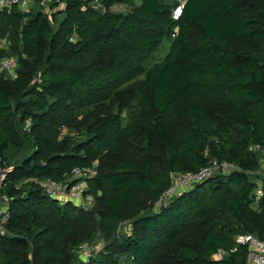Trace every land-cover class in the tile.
Wrapping results in <instances>:
<instances>
[{
	"label": "trees",
	"instance_id": "1",
	"mask_svg": "<svg viewBox=\"0 0 264 264\" xmlns=\"http://www.w3.org/2000/svg\"><path fill=\"white\" fill-rule=\"evenodd\" d=\"M62 1L56 26L37 5L0 11V58L18 62L14 78L0 74V157L13 182L96 161L92 204L11 182L0 264H117L121 254L128 264H247L246 247L232 248L240 233L264 241V180L247 173L257 164L248 145H264V0H185L176 20L175 0ZM165 40L162 61L144 69ZM62 125L80 136L59 139ZM212 157L238 169L156 203L171 170ZM98 240L80 258L78 246Z\"/></svg>",
	"mask_w": 264,
	"mask_h": 264
},
{
	"label": "built area",
	"instance_id": "2",
	"mask_svg": "<svg viewBox=\"0 0 264 264\" xmlns=\"http://www.w3.org/2000/svg\"><path fill=\"white\" fill-rule=\"evenodd\" d=\"M58 0H0V11L11 10L14 7L21 11H28L30 8L37 5L42 10L50 6ZM185 0L178 2L172 9L171 16L173 19H178L182 13ZM48 9V8H47ZM18 62L16 56H3L0 58V74L7 73L11 77L16 76V68ZM31 124L30 119H26L23 129L28 130ZM68 136L78 138L80 132L62 125L59 128L58 138L63 139ZM248 152L256 156L257 166L264 171V145L251 143L247 147ZM204 154H207L205 150ZM96 161L91 165L73 166L62 179H55L50 176L38 178L34 176L22 177L19 181L13 182L10 179L9 173L12 169L6 160L0 157V233L4 234L6 231V223L10 217L11 196L7 192V188L13 183L15 188L23 184L33 182L37 184L44 194L52 199L63 201H74L79 199V206L88 208L92 204V195L88 192L90 188V179L96 174ZM238 167L228 160H219L216 157L209 159L208 163L199 168L197 171L181 172L178 170H171L169 172L170 183L163 191L157 204L166 203L179 193L192 188L196 183L205 178L215 174H226ZM255 201L262 196L263 186L259 181L254 190ZM235 244L232 250H236L238 246H245L248 253V259L252 264H264V241L259 239L252 233H240L234 238ZM103 242L101 240L95 243H84L78 246L77 251L84 254L86 248L92 249L93 252L100 250ZM224 251L218 249L214 257L221 258Z\"/></svg>",
	"mask_w": 264,
	"mask_h": 264
},
{
	"label": "rangeland",
	"instance_id": "3",
	"mask_svg": "<svg viewBox=\"0 0 264 264\" xmlns=\"http://www.w3.org/2000/svg\"><path fill=\"white\" fill-rule=\"evenodd\" d=\"M182 0H175V4H177L178 2H180ZM136 2H139L138 0H136ZM53 4V3H52ZM48 6L47 8L43 9L46 13L47 18L49 19V21L51 22V24L53 26L57 25V22L62 18L63 13H62V8L64 5V2L62 0H58L56 3L54 2L53 5ZM90 5L94 6V7H98L99 3L95 0V1H91ZM99 8V7H98ZM111 11L114 13H126L127 9L125 6L123 5H114L111 8ZM54 15V18H53ZM0 47H4L6 48V42L3 39H0ZM169 49V43L167 40L163 41L150 55L149 58H147L145 60V62H143L144 65V69H147L148 67H152L155 64L159 63L162 61V59L164 58L165 54L168 52ZM144 77L143 75H140L139 78ZM12 150L9 148V152H11ZM16 151V150H15ZM14 151V152H15ZM23 151H19L18 155L14 154L15 157L13 158V160H17L20 158V156L22 155ZM17 155V156H16ZM12 166V164H9ZM247 173L249 174V176H257L258 179H263L264 180V171H262L256 164V166L252 169V170H248ZM20 182V180H19ZM79 199H75L73 201L74 204L79 205ZM129 230V226L127 224V222H123L120 226V233L121 234H126V232H128ZM99 241V240H98ZM94 252L92 251V249L90 250L89 248H86L84 254L80 253V258H82L83 260H88V258L90 256H93ZM129 260V256L126 255H120L118 257V261L117 264H128Z\"/></svg>",
	"mask_w": 264,
	"mask_h": 264
},
{
	"label": "crops",
	"instance_id": "4",
	"mask_svg": "<svg viewBox=\"0 0 264 264\" xmlns=\"http://www.w3.org/2000/svg\"><path fill=\"white\" fill-rule=\"evenodd\" d=\"M247 264H252L251 262H250V260L247 262Z\"/></svg>",
	"mask_w": 264,
	"mask_h": 264
},
{
	"label": "water",
	"instance_id": "5",
	"mask_svg": "<svg viewBox=\"0 0 264 264\" xmlns=\"http://www.w3.org/2000/svg\"><path fill=\"white\" fill-rule=\"evenodd\" d=\"M248 261H249V259H248Z\"/></svg>",
	"mask_w": 264,
	"mask_h": 264
}]
</instances>
